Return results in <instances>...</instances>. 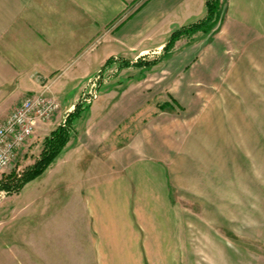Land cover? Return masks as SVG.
<instances>
[{"label": "crops", "instance_id": "1", "mask_svg": "<svg viewBox=\"0 0 264 264\" xmlns=\"http://www.w3.org/2000/svg\"><path fill=\"white\" fill-rule=\"evenodd\" d=\"M207 1L0 0L2 117L25 94L49 86L61 103L52 128L71 123L69 141L40 177L55 196L66 192L61 198L70 199L64 204L75 215L67 243L74 252L58 261L59 255L56 264H255L254 251L234 243V213L201 193L192 203L191 189L176 184L183 145L173 142L175 121L159 113L190 100L192 81L211 83L222 68L198 62L199 77L192 80L183 64L189 77L177 83L167 77L159 104L158 84L165 78L156 72L177 65L134 62L160 54L174 31L204 19ZM225 1L213 31L195 34L213 35L220 53L246 54V70H258L264 62V0ZM100 73L107 79L97 99L78 105ZM80 245L86 252H79Z\"/></svg>", "mask_w": 264, "mask_h": 264}, {"label": "rangeland", "instance_id": "2", "mask_svg": "<svg viewBox=\"0 0 264 264\" xmlns=\"http://www.w3.org/2000/svg\"><path fill=\"white\" fill-rule=\"evenodd\" d=\"M225 2L219 0L222 14ZM219 21L220 18L216 25ZM198 35L178 39L172 46L177 45V51L169 58L165 57L167 48H163L160 54L148 59L136 57L134 62L153 66L156 63L149 64L152 61H171L177 65L174 70L156 72L159 80L165 78L158 80L159 104L167 95V87L161 89L167 77L174 78L176 83L189 77L183 66L189 64L192 80L199 77L198 62L208 67L217 63L222 68L219 74L213 72L215 80L211 83L192 81L190 100L177 102L173 110L163 111L167 114L158 112L175 121L171 136L174 143L183 145L180 163L176 165L180 171L175 174L183 182L177 180L176 184L191 189L192 203L199 200L201 193L224 211L228 210L229 215L234 213V226L236 222L239 226L238 233L234 230L238 234L233 237L234 243L248 246L255 253V264H264V62L260 61L258 70H246V54L220 53V47L211 39L213 35L210 38ZM210 42L214 52L208 51ZM176 87L180 91L182 83L178 82ZM77 104L82 103L78 100ZM2 116L0 111V124ZM53 118L35 131L0 173V264H56L59 255L58 261L73 251L67 243L77 227L75 215L72 206L64 204L70 199L61 198L66 192L55 196L48 189L53 185L45 187L40 178L58 156L40 176L23 185L17 180L39 160L45 140L67 123L63 121L52 128ZM68 126L70 138V122ZM4 184L20 186L11 191L3 188ZM63 205L66 208L61 209ZM78 247L79 252H86V246ZM46 257L51 261H46Z\"/></svg>", "mask_w": 264, "mask_h": 264}, {"label": "built area", "instance_id": "3", "mask_svg": "<svg viewBox=\"0 0 264 264\" xmlns=\"http://www.w3.org/2000/svg\"><path fill=\"white\" fill-rule=\"evenodd\" d=\"M104 78L102 73L91 79L79 102L89 104L98 97V86ZM61 109L59 99L47 86L25 96L13 112L0 124V173L11 163L16 152L43 124L51 120Z\"/></svg>", "mask_w": 264, "mask_h": 264}, {"label": "trees", "instance_id": "4", "mask_svg": "<svg viewBox=\"0 0 264 264\" xmlns=\"http://www.w3.org/2000/svg\"><path fill=\"white\" fill-rule=\"evenodd\" d=\"M220 17V4L219 0H208L207 1V15L204 19L197 23L190 24L189 26L182 27L172 33V36L169 42L165 45L164 49L171 48L173 44L184 36H193L195 33L199 31L208 32L210 31L217 23ZM156 61H152L151 65L155 64ZM78 106H76L73 113L69 115L76 114ZM68 122V120L66 121ZM69 139V126L66 123L65 126L59 127L56 131L52 133V135L45 140L44 143V151L41 154V157L37 162L27 169L21 177H18L17 180L19 184H24L33 178L40 176L54 161L56 156L62 151L64 146L66 145ZM20 185H8L4 184L3 188L7 190H15Z\"/></svg>", "mask_w": 264, "mask_h": 264}]
</instances>
